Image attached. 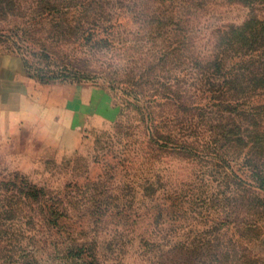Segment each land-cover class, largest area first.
I'll return each mask as SVG.
<instances>
[{
    "label": "trees",
    "instance_id": "16d2710c",
    "mask_svg": "<svg viewBox=\"0 0 264 264\" xmlns=\"http://www.w3.org/2000/svg\"><path fill=\"white\" fill-rule=\"evenodd\" d=\"M21 1L0 0V19L15 22L13 36L0 39L20 52L29 78L42 84L86 78L92 72L86 64L101 59L99 78L128 98L134 116L122 132L142 161L120 165L134 172V204L137 195L153 199L162 192L172 198V222L185 221L190 196L167 186L153 168L179 159L197 165L203 181L211 175L222 205L248 217H212L201 228L192 218L174 242L176 231L158 241L136 235L141 256L169 245L174 264H259L249 243L264 232V18L257 14L264 0H220L248 9L241 24L211 23L214 0ZM127 21L137 25L134 35L123 34ZM34 51L53 67H32L27 57ZM68 201L69 195L0 178V264H105L96 242L77 244L75 231L60 224L70 219ZM201 201L209 209L208 194ZM131 217L120 220L135 225L139 216Z\"/></svg>",
    "mask_w": 264,
    "mask_h": 264
},
{
    "label": "rangeland",
    "instance_id": "374dc122",
    "mask_svg": "<svg viewBox=\"0 0 264 264\" xmlns=\"http://www.w3.org/2000/svg\"><path fill=\"white\" fill-rule=\"evenodd\" d=\"M210 12L213 24H241L249 14L242 5L220 0L212 2ZM257 14L264 18V7ZM11 19V16L0 19L1 34L13 36L15 22ZM125 28L124 35H134L137 25L127 21ZM66 50L69 49L63 51ZM19 53L7 40L0 39V178L20 180L32 187L69 195L66 217L70 219L64 221L63 217L60 224L75 231V243L96 242L97 257L105 264H169L173 259L169 245L155 256H141L140 236L158 241L176 231L179 236L174 242L182 240L185 226L192 218L195 228L212 225V217L217 218L215 222L231 218L239 222L248 218L243 210L222 205L225 197L215 195L219 187L211 175L203 181L197 165L179 159H164L165 163L154 164L153 168L163 176L167 186L190 196L188 205L192 214H186L188 218L181 221L182 225L179 221L172 222L173 201L162 192L153 199L137 195L138 202L134 204L129 183L134 180V172L124 171L120 165L126 160L134 167L142 161L133 153L136 146H129V136L122 132L134 112L126 105V96L99 78L103 68L101 59L86 64L85 69L92 71L91 76L42 84L28 77L32 72H27ZM27 58L32 67L49 64L35 51ZM63 66L62 63L60 67ZM24 78L31 83L26 95L21 86ZM115 168L123 171L113 172ZM141 174L149 173L146 170ZM207 194L209 209L201 201ZM168 208L172 211H165ZM202 211L208 213L207 220L201 221L196 216V212L203 214ZM229 212L235 214L229 218ZM134 213L139 216L135 225H125L120 220ZM249 248L252 257L264 264V232L260 239L249 243ZM187 258L185 254L183 260ZM175 261L176 258L170 264Z\"/></svg>",
    "mask_w": 264,
    "mask_h": 264
},
{
    "label": "crops",
    "instance_id": "0c3cea01",
    "mask_svg": "<svg viewBox=\"0 0 264 264\" xmlns=\"http://www.w3.org/2000/svg\"><path fill=\"white\" fill-rule=\"evenodd\" d=\"M21 86H22V88L25 90V94L24 95H26V93L28 92V90H30V86H31V83H29L27 80H25V78H24V80L22 81V83H21ZM33 86V85H32ZM22 97H24V99H25V96H22Z\"/></svg>",
    "mask_w": 264,
    "mask_h": 264
}]
</instances>
